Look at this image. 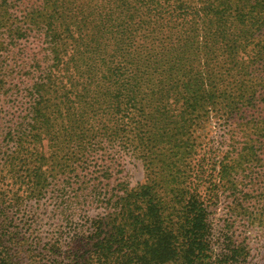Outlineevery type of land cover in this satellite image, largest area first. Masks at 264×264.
Returning <instances> with one entry per match:
<instances>
[{
	"label": "trees",
	"instance_id": "16d2710c",
	"mask_svg": "<svg viewBox=\"0 0 264 264\" xmlns=\"http://www.w3.org/2000/svg\"><path fill=\"white\" fill-rule=\"evenodd\" d=\"M263 177L264 0H0V264H240Z\"/></svg>",
	"mask_w": 264,
	"mask_h": 264
},
{
	"label": "rangeland",
	"instance_id": "374dc122",
	"mask_svg": "<svg viewBox=\"0 0 264 264\" xmlns=\"http://www.w3.org/2000/svg\"><path fill=\"white\" fill-rule=\"evenodd\" d=\"M26 78L24 80H28L30 77L26 76ZM17 82L22 84L18 77L15 80V83ZM212 130L211 137H216V140L221 141L225 134V127L216 125ZM125 167L127 171L125 181L131 188L151 183L147 177V170L140 160H131ZM259 181H264V177L254 183H250L249 180L245 182V187L242 188L244 191L242 196L246 198V200L242 199L243 208L234 203L236 209L232 204L227 209L222 202L211 217L213 233L217 239L220 238V232L227 231L224 227L228 225L229 221L235 246H221V248L227 250L229 247H234L240 250L243 254V257H239L240 264H264V182L260 183ZM50 224L51 222L47 219L41 218L40 235L43 240L51 236Z\"/></svg>",
	"mask_w": 264,
	"mask_h": 264
}]
</instances>
